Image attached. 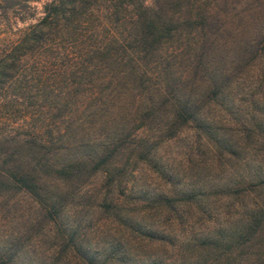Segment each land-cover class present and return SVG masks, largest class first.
<instances>
[{
    "label": "rangeland",
    "instance_id": "obj_1",
    "mask_svg": "<svg viewBox=\"0 0 264 264\" xmlns=\"http://www.w3.org/2000/svg\"><path fill=\"white\" fill-rule=\"evenodd\" d=\"M46 1L0 0V49ZM196 4L203 29L182 33L181 42L217 41L219 63L250 64L233 69L213 99L184 53L166 74L167 97L194 77L183 88L195 96V118L169 137L139 128L107 169L53 206L26 192L1 202L0 251L13 264H264V0ZM95 135L100 141L104 132ZM141 137L153 143L146 155L135 148Z\"/></svg>",
    "mask_w": 264,
    "mask_h": 264
},
{
    "label": "trees",
    "instance_id": "obj_2",
    "mask_svg": "<svg viewBox=\"0 0 264 264\" xmlns=\"http://www.w3.org/2000/svg\"><path fill=\"white\" fill-rule=\"evenodd\" d=\"M199 10L196 0L46 1L42 15L0 49V203L26 192L53 206L107 169L139 128L169 137L195 118V96L183 88L194 77L167 97L166 74L184 53H192L189 67L208 97H218L233 69L253 58L226 66L216 53L222 43L181 42L182 33L203 29ZM96 132L102 140H90ZM138 140L146 155L153 143ZM4 253L0 264H13Z\"/></svg>",
    "mask_w": 264,
    "mask_h": 264
}]
</instances>
